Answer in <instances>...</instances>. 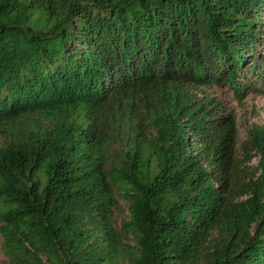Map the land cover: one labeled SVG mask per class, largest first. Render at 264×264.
I'll use <instances>...</instances> for the list:
<instances>
[{"label":"trees","instance_id":"trees-1","mask_svg":"<svg viewBox=\"0 0 264 264\" xmlns=\"http://www.w3.org/2000/svg\"><path fill=\"white\" fill-rule=\"evenodd\" d=\"M263 9L0 0L4 264H264V124L193 93L262 81Z\"/></svg>","mask_w":264,"mask_h":264},{"label":"rangeland","instance_id":"rangeland-1","mask_svg":"<svg viewBox=\"0 0 264 264\" xmlns=\"http://www.w3.org/2000/svg\"><path fill=\"white\" fill-rule=\"evenodd\" d=\"M264 21V9L262 11ZM260 54H264V43L259 49ZM249 90L241 98H237L234 90L225 84L204 85L200 88H193V93L198 98L210 97L218 107L221 115H230L235 119V128L238 134V143L240 144L247 137L248 128L264 124V77L262 81H255V77H247ZM3 138L0 135V145ZM256 158H253L251 164H255ZM119 207L113 215V224L120 226L123 219L128 216L127 203L116 195ZM1 241V236H0ZM6 261L5 255L0 248V264Z\"/></svg>","mask_w":264,"mask_h":264}]
</instances>
